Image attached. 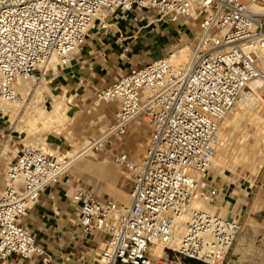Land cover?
<instances>
[{
  "label": "built area",
  "instance_id": "1",
  "mask_svg": "<svg viewBox=\"0 0 264 264\" xmlns=\"http://www.w3.org/2000/svg\"><path fill=\"white\" fill-rule=\"evenodd\" d=\"M97 18L99 28L124 21L131 32L117 40L130 65L95 90L97 101L114 109L107 138L121 140L133 121L144 119L151 142L142 160L120 148L112 152L131 175L127 208L90 188L72 193V222L94 240L93 264L178 263L170 254L226 264L241 221L197 203L211 206L220 195L205 174L214 166L220 124L252 80L261 82L264 106V0H0V96L14 99L19 79L38 80L54 54L68 65ZM155 23L193 27L180 39L186 61L173 60L177 45L131 64L134 39ZM67 170L66 162L33 146L11 159L0 188V264L13 255L54 264L23 220ZM158 246L161 256L154 253Z\"/></svg>",
  "mask_w": 264,
  "mask_h": 264
},
{
  "label": "rangeland",
  "instance_id": "2",
  "mask_svg": "<svg viewBox=\"0 0 264 264\" xmlns=\"http://www.w3.org/2000/svg\"><path fill=\"white\" fill-rule=\"evenodd\" d=\"M144 24L145 21L136 25V29H138V27ZM145 29L150 30L151 35H154V37L153 39H151L149 44H147L146 41H141L144 37H142L140 34L137 36V38L134 39V45L132 46L131 52L129 54L131 64H139L145 61H150L165 56L168 52L175 49V46L177 45L178 51H176V49L175 51L178 55L180 52V48L186 47L183 42H180V39L183 37L184 41L186 39V35H190L192 33L191 31L193 30V27L188 28L187 25L174 26L168 23H155L150 27L143 28L141 32H143V30ZM96 30L97 26H95L91 30L90 36L87 38L86 44L90 40V38L95 35V33L92 32H96ZM137 40L140 41L138 44L141 51L133 52L132 50L135 47ZM53 60L50 63L55 62V68H52L50 63L48 68L43 67L41 73H38L39 79L32 80V85L33 90L39 87L43 95L46 97L42 101V107L46 108L50 104H54L58 101L61 102V112L66 118V121L68 122V129L72 132V141L70 140L69 142L63 137V135L55 133H46L44 135L48 138V141L52 142L53 147L56 145H60V150L64 151L70 146L72 147L75 144L79 145V143L81 144L87 139L92 140L98 137L100 134H102L103 130H105L102 129L103 125L110 124L112 122L113 117L108 114L109 105L102 102H97L95 93H92L89 97L81 101L73 99L76 104H74L72 100H70V102L69 100H67L66 102V99H63V96H58L64 94V90L62 89V86L60 84L61 80L59 78V75H57L58 71H56L58 69V66L60 65L58 64V60H54V62ZM129 65L130 64L125 63V66L128 67ZM32 100V94L27 96L22 112ZM1 108L2 107L0 106V112L2 110ZM244 109L245 108H241V106L238 107V105L235 104V107H233L231 110L232 112L230 111L228 113V115H230L229 118H226V120L224 118V120L221 122L219 131L220 134L224 133L225 135V140L227 143L225 145L227 147L226 150H228L226 152V160L224 163L218 162L217 165L214 161L215 165L207 172V174H205L207 178L212 180V182L213 180L217 181V178L219 180L220 177L223 176V178L229 181L230 183L240 185L244 189V192L248 190V193L244 199H232L234 202L237 201L236 206L233 209L234 211L229 210L226 212V215H224L228 217H233L241 221V230L237 235L229 253L237 244H244L248 242L249 245H252V237L257 234L256 226H258V223H263L264 220V155L262 157L256 155L258 149L264 146V139H262V136L264 135V129L262 128V126L259 125L258 121H255V116H251L250 114L246 113L247 110ZM69 115L72 118L69 119ZM228 115L226 117H228ZM101 116L103 117L100 118ZM6 117L8 116L5 115L0 117L2 126L9 128L10 130L9 136L6 137L4 143H6L11 137V134H13V137L9 144L12 145V148L15 150V153L9 154H17V152L20 151L24 146H37L33 145V143L21 142V138L19 137L17 132H15V129L20 122L21 115L15 118L12 125L8 123V118ZM232 117H234L235 119L233 118L232 120ZM244 117L245 119H243ZM136 121L141 122L142 126L144 127L142 138L144 140H146L147 138L149 139V137L151 136L149 124L144 119H136L130 125L129 132L123 138V140H132L135 142V144L140 141V139L136 138L134 134V123ZM241 122L244 123V125L246 126H238ZM37 123L41 125L40 122ZM64 123L66 124V122ZM244 127L246 128L245 130H243ZM231 138L234 142H236L234 143ZM229 140L231 142L228 143ZM146 147H149V145ZM2 148L3 147H1L0 149V154L2 152ZM92 151L98 157H104L105 159H107L108 166L113 170L112 176H100L95 171H91L80 166L85 159L93 157L91 155H83L82 157L78 158L75 162H73L70 167H68V170L65 175L66 179L72 182L73 184L79 185L80 187L93 189L100 196L111 197L114 200L118 201L121 205V197H130L129 193L132 188L131 175L125 168L118 165L114 161L112 155V147L108 145L107 141H104L102 144H98L96 147H93ZM127 152H129L135 160H138L140 157L135 151L131 149H128ZM216 153L217 149L215 154ZM141 154L143 156V150ZM4 156L0 164V169H6L8 157ZM63 156L64 153H62L60 157L63 158ZM225 194L228 195L226 192ZM223 197H225V195H223L221 199ZM219 203L220 200L217 204ZM258 231H260V229ZM170 255L171 259H173L175 262H178L174 264H191L187 259L183 257L174 256V254ZM258 255L259 254H256L254 252H243L239 253L237 257H241L242 264H251L253 258ZM195 264L204 263L196 262Z\"/></svg>",
  "mask_w": 264,
  "mask_h": 264
},
{
  "label": "crops",
  "instance_id": "3",
  "mask_svg": "<svg viewBox=\"0 0 264 264\" xmlns=\"http://www.w3.org/2000/svg\"><path fill=\"white\" fill-rule=\"evenodd\" d=\"M110 25L113 30H105L98 27L96 32H92L95 33V35L90 38L81 51L73 55L68 65L63 67L58 66L56 70L58 71L57 75H59L61 80L60 84L66 97L64 94L58 96H63L66 102L67 100H69V102L70 100L74 102L73 99L81 101L89 97L92 93H95L97 88H101L108 82L113 81L118 76L120 67H127L125 66V62L121 60V50L118 47L117 40L118 38L129 36L131 32L128 30L124 21L118 24L110 23ZM139 34L144 37L141 41H146L147 44H149L154 37V35H151L150 30L147 29ZM139 42L140 41L137 40L132 50L133 52L141 51L138 44ZM74 104L76 103L74 102ZM113 113L114 109L109 107L108 114L113 117ZM102 117L103 116L100 118ZM70 118L72 117L69 115V119ZM67 124L68 122L64 125L63 132L60 135H63V137L70 142V140L72 141V132L68 129ZM107 126L108 124L103 125L102 129L106 130ZM143 129L142 123H134V134L136 138L140 139L137 144L132 140H122V142H120L114 137L102 140L105 130H103V134H100L91 141L93 143L95 142V144L101 141H107L108 145L112 147V150L115 148L126 151L131 149L135 151L137 155L141 156L142 150L143 154L146 152L147 140L142 138ZM9 131V128L2 126L0 121V149L3 147L0 154V164L3 156H7L8 162L6 163V169L11 159L16 155L9 154L15 153L12 145L9 144L13 134H11L8 141L4 143L6 137L9 136ZM50 143L53 150H57L58 146H60L56 145L53 147L52 142ZM69 148L64 151L58 149V151L65 153ZM83 155H91L93 157L85 159L80 166L91 171L95 170L100 176H112L113 170L108 166L107 159L98 157L96 154H81L73 159L68 167ZM6 169H0V188L4 184ZM217 181L213 180V183L220 189V195L213 205L219 202L220 198L225 195V192L228 193L230 198L236 200H240L241 198L244 199L248 193V190L244 192V189L240 185L230 183L225 180L223 176L220 177L219 180L217 178ZM78 186L79 185L73 184L67 180L66 177L61 183L49 186L42 193L40 204L29 210L27 216L23 220V223L34 233L37 243L42 245L46 253L53 258L54 264H93L94 254L91 248L95 245L94 240L82 236L79 227L76 223L72 222L76 204L72 201L71 196ZM129 199L130 197H121V204L126 203V200ZM259 229L260 231H258ZM256 230L257 234L252 237L253 244L249 245L248 242L237 244L226 257V264H242L241 257L237 256L239 253L243 252H254L259 254L253 258L251 264H264V220L263 223H258ZM81 256H84V258H81ZM8 264L45 263H43L41 257L20 258L19 256L13 255Z\"/></svg>",
  "mask_w": 264,
  "mask_h": 264
},
{
  "label": "bare ground",
  "instance_id": "4",
  "mask_svg": "<svg viewBox=\"0 0 264 264\" xmlns=\"http://www.w3.org/2000/svg\"><path fill=\"white\" fill-rule=\"evenodd\" d=\"M98 17H99V15H98ZM98 24H99V18H97V20H95L93 22V24H91L90 32L95 26H97V28H98ZM186 50L187 49H184V50L180 51L178 55L175 54L173 56V60L176 63L186 61L187 57H188L187 56L188 52ZM53 59L55 61L58 60V64H59L60 58L56 54H54L52 56V58L50 59L49 63ZM54 60H53V62H54ZM49 63L47 65V68L49 66ZM50 64H51L52 68L55 66V62L54 63H50ZM260 86H261L260 80H258V79L252 80L249 83L248 89L244 92V94L239 99V101L236 103V105H238V107L241 106V108L242 107L245 108L244 110H247L246 113L250 114L251 116L252 115L255 116V118L257 119L256 120L254 118L255 121H258L259 125L262 126V128L264 129V106L261 105L260 101H259ZM13 89H14V92L16 94L14 99H6L3 96H0V106L2 107L1 108L2 110L0 112V116L7 115L8 117H6V118H8V123L10 125H12L13 121L15 120V118L17 116L21 115L20 122H19V124L17 125V127L15 129V132H17V134L21 138V140H20L21 142L33 143V145H37L36 147L38 149L43 150L44 152L51 153V154L57 156V158L60 161L66 162L68 166L72 162L73 159H75L76 157L80 156L81 154H86L87 153V154L95 155V153H93V151H92V148L96 145L95 142L93 143L91 140H87V141H85V142H83L81 144L79 143V145H77V144L73 145L72 144L73 146L72 147L70 146L69 150L67 152H65L63 158H61L60 156H61L62 153L59 152L58 149L57 150H53V148L50 145L51 143L48 141V138L44 135L46 133H55V134H59L60 135L63 132V127H64L63 125L65 124L64 122L67 123V121H66V118L64 117V115L61 112V109H62L61 105H60L61 102L58 101V102H56L54 104H50L46 108L42 107V101L46 97L43 95V93H42V91L40 90L39 87H37V88H35V90H33L32 79H19V81L14 85ZM31 94L33 96V100L27 105L25 110L22 112L23 106L25 104V99L27 98V96H29ZM63 99H65V98H63ZM235 110H236V108H235ZM229 116L230 115H228V117H225V120H226V118L228 119ZM233 118L234 117H232V120H233ZM243 119H245V117ZM248 119H250V118H248ZM248 119H247V121H248ZM242 121H244V120H242ZM37 122H40L41 125H39ZM135 123H141V122L136 121ZM237 123H238V121H237ZM243 125H244V123L241 122L238 126H243ZM109 126H110V124H108L106 130L103 132L104 135L102 137V140L103 139H109V138H107V134H106ZM244 126H246V125H244ZM245 129L246 128L244 127L243 130H245ZM219 130H220V127H219ZM219 130H218L217 135H216V143H215V146H216V149H217V153L214 155V161H215L216 165L218 164V162L219 163H224L225 162V160H226V152L228 151V150H226L227 147L225 145V144H227L226 140H225L226 139L225 135H224V133L220 134ZM219 136H221V137H219ZM262 137H263L262 139H264V135ZM118 140L120 142H122L123 138L121 140L120 139H118ZM231 140L233 141L232 138H231ZM150 142H151V138L149 137V139L147 138V140H146V146L150 145ZM229 142H231V141L229 140L228 143ZM147 149H148V147H146V152L143 154V156L141 155L138 160H142L143 159V157L147 153ZM256 155L259 156V157H262L264 155V146H262V147H260L258 149ZM95 169H96V167H95ZM102 176H104V175H102ZM123 200H125V199H123ZM236 203H237V201L234 202L232 200V198L229 197V195L225 194V197H223L222 199L220 198V203L217 204V205L208 206V205L203 204V203H197V205L199 207H201V208L210 210V211L215 212L217 214L226 215L227 211L233 210L235 208ZM129 204H130V199L126 200V203L121 204V206L123 208H127L129 206ZM154 253L156 255H158V256L163 255L164 254L163 247L162 246H158L154 250Z\"/></svg>",
  "mask_w": 264,
  "mask_h": 264
},
{
  "label": "trees",
  "instance_id": "5",
  "mask_svg": "<svg viewBox=\"0 0 264 264\" xmlns=\"http://www.w3.org/2000/svg\"><path fill=\"white\" fill-rule=\"evenodd\" d=\"M188 261H189V263H191V264H195L196 262H199V261H197V260H193V259H187ZM202 263V262H201Z\"/></svg>",
  "mask_w": 264,
  "mask_h": 264
}]
</instances>
